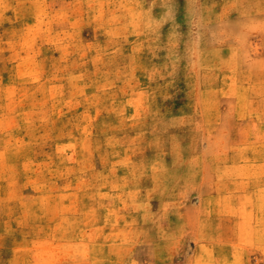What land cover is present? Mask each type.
I'll return each mask as SVG.
<instances>
[{
	"label": "rangeland",
	"instance_id": "obj_1",
	"mask_svg": "<svg viewBox=\"0 0 264 264\" xmlns=\"http://www.w3.org/2000/svg\"><path fill=\"white\" fill-rule=\"evenodd\" d=\"M0 264H264V0H0Z\"/></svg>",
	"mask_w": 264,
	"mask_h": 264
}]
</instances>
